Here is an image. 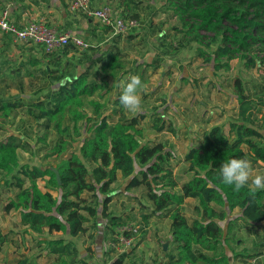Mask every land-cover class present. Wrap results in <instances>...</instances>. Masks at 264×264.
<instances>
[{
    "label": "trees",
    "instance_id": "trees-1",
    "mask_svg": "<svg viewBox=\"0 0 264 264\" xmlns=\"http://www.w3.org/2000/svg\"><path fill=\"white\" fill-rule=\"evenodd\" d=\"M168 5V11L175 12L182 22L181 28H175L178 33L191 35L202 30L214 35L212 42L222 38L223 45L216 53L227 59V67L229 61L248 59L247 55L257 50L254 32L264 26V0H168ZM138 15L128 16L137 19ZM103 28L106 33L112 31ZM70 48L73 47L64 49ZM178 50L175 47V53ZM96 55L98 52L92 59L96 60ZM98 61L115 76L123 67L119 52L109 53L105 62ZM149 66L141 70L138 65L126 79L122 93L114 101L121 112L117 121L104 115L103 104L89 99L101 87L89 81L87 70L77 76L60 70L59 77L52 78L57 82L56 89L47 101L33 103L28 114L38 122L43 120L46 130L53 126L62 137L69 138L81 137L86 129L84 124L92 123L79 153L61 159L55 167L21 163L18 151L27 144L20 135L11 134L0 141L1 181L8 191H16L5 211L19 212L21 226L25 232L40 237L50 264H92L78 250L77 238L100 211L107 214L115 195L112 186L119 175L128 179L124 193L143 187L153 206L152 216L167 215L171 220V241L176 254L170 256L168 264H233V257L238 256L232 248L233 243L237 244L234 228L238 221L253 226L264 224V187L244 178V146L263 162L264 146L263 135L254 127L257 103L243 82L236 79L234 84L237 120L228 134L219 126L204 132L200 146L191 148L184 157L192 177L180 186L172 169V149L162 142L142 141L144 134L139 125L145 117L129 118L124 113L129 96L143 88ZM215 68L221 66L215 64ZM85 106L91 107V114L84 110ZM18 107L17 101L0 99L4 118H9ZM153 129L156 133L166 129L176 133L164 114L155 118ZM39 180H46L47 191L39 187ZM86 192L93 194L100 209L83 197ZM186 199L197 201L191 218L183 212ZM126 225L122 216L111 215L108 229L114 235ZM55 233L58 235L53 236ZM8 242V236L0 230V246ZM127 257L126 253L120 255L114 264H123ZM32 259L23 258L15 264H39Z\"/></svg>",
    "mask_w": 264,
    "mask_h": 264
},
{
    "label": "rangeland",
    "instance_id": "rangeland-1",
    "mask_svg": "<svg viewBox=\"0 0 264 264\" xmlns=\"http://www.w3.org/2000/svg\"><path fill=\"white\" fill-rule=\"evenodd\" d=\"M168 6V0H142L138 9L141 15L137 18L141 27L125 35L132 38L134 43L131 45L125 44L122 38L115 37L105 42L101 37H93L82 31L77 35L90 45L86 51L73 47L49 55L38 47V52L53 64L52 71L48 74L45 68H41L37 74L31 73L26 78H18L16 83L22 86L18 93L10 90L6 93L0 92V99L17 101L20 105L13 110L9 118H4L3 112H0V141L11 134L20 135L27 144L26 148L18 151L21 163L55 167L61 159L79 153L80 144L91 131L92 123L84 124L86 129L81 137L69 138L62 137L53 126L46 130L43 120L38 122L28 114L33 103L38 100L47 101L48 95L56 89L57 82L52 81V78L59 77L60 70L73 76L87 70L89 81L101 87L89 99L103 104L104 115L110 116L112 121H117L120 111L114 101L122 93L126 79L138 65H141V70L144 69L143 66L151 65L147 68V79L143 88L137 94L129 96L124 113L129 118L136 115L145 117L139 125L144 134L142 141H150L152 144L162 142L172 149L175 154L172 169L180 186L192 175L188 172V165L184 160L186 153L198 144V138L201 139L205 129L210 126V120L214 119L210 118L208 123L206 122L211 116H207L209 109H206L202 102L218 109L213 110L212 117L221 113L223 107L232 110L231 106L236 103V79L243 82V86L257 103L254 127L263 135L261 145L264 146V26L254 32L258 45L257 50L247 55L248 59H252L251 62H248V59L236 58L229 61L227 67V59L216 53L223 45L222 38L212 42L214 35L202 30H197L191 35L178 33L176 29L182 27V22L175 12L168 11ZM154 11L159 14L151 18L150 14ZM82 16L86 23L89 22V17ZM124 17L130 18L128 15ZM261 24L264 22L261 21ZM91 26L100 29L102 25L98 22L91 23ZM0 39L8 40L3 35H0ZM175 47H179L177 53L174 51ZM94 52H98L96 60L92 59ZM116 52H119L123 67L115 76L112 70L105 68L103 62L98 59L105 62L109 53ZM215 64H219L221 68L217 70ZM73 65H76L75 69ZM84 110L92 113L89 106H85ZM163 114L169 126L174 128L175 134L168 129L161 133L154 131L155 118ZM229 117L228 115L227 119ZM231 117L232 120H237L234 116ZM229 122L230 120H226V123ZM244 150L247 180L256 186L264 187V162L257 160L246 146ZM2 176L0 172V218L4 217L0 219V228L3 232L8 231L9 242L3 247L0 246V264H11L24 257L33 258L34 263L50 264L40 237L25 232L24 227L17 221L19 212L12 210L11 213H5V206L15 197L16 191H8L3 186ZM45 183L46 180L38 181L43 191H47L44 188ZM126 183L119 175L118 181L112 186L115 195L108 205L107 214L100 211L96 219L87 223L85 232L77 238L78 247L86 245V251L91 253L92 246L96 245L100 247L99 251L103 255L100 261L105 264L111 261L110 263L114 264L121 254L108 249V241L111 238L108 225L110 216L118 215L122 216L128 225L138 228L141 232L133 245L143 241L147 243L141 250L137 247L130 248L126 252L129 258L125 259L123 264H168L170 256L176 254V248L171 241V220L167 215L152 216L153 206L143 187L133 188L129 194L123 195ZM52 193L56 196L55 192ZM83 197L98 209L101 208V205L96 204L92 193L86 192ZM196 204L194 199L185 201L183 212L188 218L195 215ZM235 212H238V209ZM93 223L96 224L93 226ZM234 233L237 244L233 243L232 248L238 256L233 257V264H251L253 260H256V264H264V224L253 226L238 221ZM57 235L55 233L53 236ZM165 245L166 251L163 248Z\"/></svg>",
    "mask_w": 264,
    "mask_h": 264
},
{
    "label": "crops",
    "instance_id": "crops-1",
    "mask_svg": "<svg viewBox=\"0 0 264 264\" xmlns=\"http://www.w3.org/2000/svg\"><path fill=\"white\" fill-rule=\"evenodd\" d=\"M141 2L142 0L140 1L139 0H97V2L95 0H92L93 6L98 7L104 4H110L116 9H118L123 16L134 15L135 13H138L139 15H141L139 12L140 10L138 11V9L141 7ZM9 7H11V11H10L11 19L19 27H25L29 22L37 20V19H44L45 21H47L49 25L56 27L59 31L63 33H70V34L77 35L79 32L83 31L84 33L88 32L93 37H101V39H105L104 40L105 42L111 41L113 40V38L118 37V38H122L123 42L127 45H131L132 43H134L132 41V38L128 37L129 34L127 36L114 35L113 31L106 33L103 28L104 26H101L100 29L95 26H91V23L92 24L98 23L97 20L89 18L88 19L89 22L86 23L83 20L82 18L83 16L81 14H73L69 11L68 0H13V1L0 0V15L6 8H9ZM157 14L159 13H156V11H154V13L150 14L151 18L156 17ZM0 35H3L8 38V40L0 39V92L1 93H4V92L6 93L8 90H10L11 92L18 93L19 89L22 88L20 83H16L17 82L16 80L18 78L20 79L22 77L26 78L31 73L37 74L39 73L38 71L41 68L43 69L45 68L47 72H50L52 70L51 65L53 64L49 63V61H47L46 58H44L42 54L38 52V49H39L38 47L18 46L15 43H13L12 38L9 37L8 35H5L1 32H0ZM6 79H8L9 82H4V80ZM235 101L236 103H234L231 106L233 111L224 109L223 107V111H221V113H218V115H216L215 113L216 115L215 117H212V115L214 114L213 110H218V109H213L215 108V106L209 107L206 103L202 102L204 107L206 109H209V113L207 116H211L208 119H206V122L208 123L210 118H214L210 120V123H209L210 126L208 129L206 128L205 131L212 129L213 127L219 126L224 130L226 134H228L230 131L231 124L235 122L234 120H232L231 116H234L235 118L238 117V101L237 99ZM216 104H218L217 106H219L218 102ZM120 115H121V112H120ZM228 115L230 116L229 119H227ZM226 120L228 121L230 120V122L226 123ZM203 134L201 136V139L198 138V141H199L198 144L194 145L193 147L200 146V143L203 138ZM174 137L175 135L172 137V139H174ZM246 173H247V169H246L245 176H244V178L247 180ZM125 180L126 182L128 181V179H125ZM127 194L129 193L123 192V195H127ZM186 200H192V199H186ZM0 219H4V217ZM17 221L21 224L20 214H19V218ZM0 230L2 231L1 228ZM2 233L8 236V231L6 232L2 231ZM87 238H88V235L86 239ZM146 244L147 243L145 241L141 242L139 246H137V249L141 250L142 246L145 247ZM92 247H93V252L91 253H88V251H86V245L85 247L81 245V247H78V250L83 256H85V258L89 259V261H91L92 264H105L100 261V259H102L103 257L102 253H100L99 251L100 247L96 245ZM163 248H164V251H166L167 246L166 248L165 246ZM24 258H29V257H24ZM128 258H129V255L126 259ZM20 260L21 259H18L17 261L11 264H15ZM110 262H108L107 264H111ZM161 262L162 260H160V263Z\"/></svg>",
    "mask_w": 264,
    "mask_h": 264
},
{
    "label": "built area",
    "instance_id": "built-area-1",
    "mask_svg": "<svg viewBox=\"0 0 264 264\" xmlns=\"http://www.w3.org/2000/svg\"><path fill=\"white\" fill-rule=\"evenodd\" d=\"M68 9L73 14L86 15L97 20L102 26L112 29L114 35H126L139 30L141 23L137 19L124 17L121 12L110 4L93 6L92 0H68ZM11 7L0 15V32L12 38L13 43L22 47H41L46 54H55L67 46L84 51L90 45L78 35L63 33L51 26L44 19L29 22L19 27L10 16ZM138 228L131 225L118 228L108 241V249L117 254L126 253L140 236ZM251 264H256L253 260Z\"/></svg>",
    "mask_w": 264,
    "mask_h": 264
},
{
    "label": "water",
    "instance_id": "water-1",
    "mask_svg": "<svg viewBox=\"0 0 264 264\" xmlns=\"http://www.w3.org/2000/svg\"><path fill=\"white\" fill-rule=\"evenodd\" d=\"M58 180H59V178H58ZM59 182H60V180H59ZM166 246H167V245H165V248H166Z\"/></svg>",
    "mask_w": 264,
    "mask_h": 264
}]
</instances>
